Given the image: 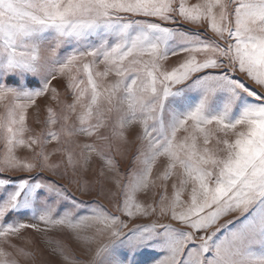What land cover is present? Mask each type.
<instances>
[{
  "label": "snow or ice",
  "instance_id": "snow-or-ice-1",
  "mask_svg": "<svg viewBox=\"0 0 264 264\" xmlns=\"http://www.w3.org/2000/svg\"><path fill=\"white\" fill-rule=\"evenodd\" d=\"M48 93L59 111L46 105L26 136ZM0 108V264L34 259L12 242L25 229H67L87 246L84 261L54 247L61 264H264V0H0ZM136 141L140 167L122 184L111 153ZM44 172L107 194L114 212Z\"/></svg>",
  "mask_w": 264,
  "mask_h": 264
},
{
  "label": "rangeland",
  "instance_id": "rangeland-1",
  "mask_svg": "<svg viewBox=\"0 0 264 264\" xmlns=\"http://www.w3.org/2000/svg\"><path fill=\"white\" fill-rule=\"evenodd\" d=\"M193 31H198L193 29ZM211 35V33H209ZM178 57H170L167 61L166 66H173ZM102 67V66H101ZM53 87H56L61 96V100L67 99L69 102L71 100L70 93L66 90V79L65 78H58L56 81H53ZM51 93H48L45 97H41L37 101V108H33L29 110V118H28V126L32 129L31 133H27V135H32L35 133L40 132L41 128L43 127V120L45 119L47 112H46V105L51 104L53 108H56L57 111H59V107L56 104V102L52 101L50 99ZM0 111H3L2 108H0ZM37 113L39 116V120L41 121L40 124H37L36 117ZM140 131L138 125H134L128 132V136L130 140H134L136 134ZM0 144H2L0 142ZM139 141H136L134 144L126 145L121 144L120 149L121 152H117L115 148L113 149L111 155L114 157L119 171L122 174L121 182L127 183L129 179V173L132 169L136 168L138 169L140 165L134 163L133 157L136 153V147L138 146ZM52 147H55V144L50 145L49 149ZM123 153V155L121 154ZM4 155V146H0V159L3 158ZM17 155L20 157L30 156L31 153L28 152L26 149H18ZM59 156L53 157V160L59 159ZM163 166V160L159 161L157 165L153 169V178L157 176L158 173L162 171ZM101 167V162L98 160L93 161L92 167L87 174V178L89 180H96L98 179V172ZM4 175L8 176H26V175H36L35 172L29 174V173H23V172H6ZM44 176H48L51 179L58 180L59 183H63L68 187L69 192L74 195L78 200H82L85 202H89L92 200L98 201L100 204L104 205L105 208H107L109 211L114 212L113 208V201L110 200V198L105 195H98L97 191H92L91 193L87 194H81L80 191H78V185L76 184H68L67 180H59V177L52 176L49 172L42 173ZM111 173H106V176H110ZM160 181H157V184H159ZM168 194L169 196L172 194L171 189V181L168 182ZM106 188H110L113 191H115V187L107 180H105ZM156 193L159 195L161 192V189L157 187L155 189ZM137 200L141 202H149V197L151 196V192L146 196L143 192L137 193ZM119 199V197H117ZM184 199L187 200V195L184 196ZM239 213L233 212L229 213L228 215L222 217L215 226L210 228L208 231L212 232L215 231L216 227H219L220 224H224L227 221L234 220ZM27 222H34L29 221L27 217L24 218ZM124 219H127L126 217ZM152 219H155V217H151L148 219H138L133 221L132 223H149ZM162 223H172L174 227L182 228L183 230L187 231L188 229L183 228L182 225H180L176 221H171L167 217L161 218ZM132 224H129V227H131ZM234 226V225H233ZM40 227L43 229L44 225H40ZM94 229H85L82 234L91 235L93 233ZM126 231V229H125ZM203 234V233H201ZM13 243L17 244L18 246L24 247L29 251L34 252V259L31 261H22L21 264H61V258L58 255L53 254L52 249L56 247L57 245H60L65 248V250L71 255L76 258H78L81 261L88 259V253H87V246L82 245L80 242L73 239V234L69 232L67 229H53L49 232H35L32 229H25L22 231L21 235L19 237L13 238ZM91 247H95V245H92Z\"/></svg>",
  "mask_w": 264,
  "mask_h": 264
},
{
  "label": "crops",
  "instance_id": "crops-1",
  "mask_svg": "<svg viewBox=\"0 0 264 264\" xmlns=\"http://www.w3.org/2000/svg\"><path fill=\"white\" fill-rule=\"evenodd\" d=\"M189 3H196L197 0H188ZM185 28H191L192 30H198V31H202V29L200 27H198L197 25H192V24H185L184 25ZM179 58V57H178ZM180 135H183V133H181ZM2 143V142H1ZM0 146H4L3 143L0 144Z\"/></svg>",
  "mask_w": 264,
  "mask_h": 264
}]
</instances>
